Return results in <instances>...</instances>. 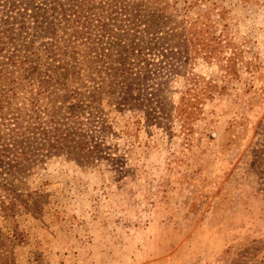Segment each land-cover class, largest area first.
Masks as SVG:
<instances>
[{
	"label": "rangeland",
	"instance_id": "1",
	"mask_svg": "<svg viewBox=\"0 0 264 264\" xmlns=\"http://www.w3.org/2000/svg\"><path fill=\"white\" fill-rule=\"evenodd\" d=\"M128 1V16L108 22L114 32L90 22L87 33L108 57L95 60L81 46L78 58L91 69L80 66L83 84H67L88 93L114 83L115 101L104 96L97 124L88 126L98 160L53 155L27 172L18 189L29 208L0 209L10 257L15 264H264V0H114L112 7ZM9 6L0 0V66L7 51L19 54L32 40L42 52L53 40L33 22L21 30L12 20L8 32ZM192 23L217 40L197 33L187 55L177 34ZM41 58L31 76L38 84L53 76L51 59ZM30 89L18 90L15 103L28 102ZM9 187L0 175V203Z\"/></svg>",
	"mask_w": 264,
	"mask_h": 264
},
{
	"label": "trees",
	"instance_id": "2",
	"mask_svg": "<svg viewBox=\"0 0 264 264\" xmlns=\"http://www.w3.org/2000/svg\"><path fill=\"white\" fill-rule=\"evenodd\" d=\"M113 1L105 0L102 3L100 0H44L40 4L37 0H8L9 11L2 18L4 25L9 24L8 32L15 31L14 23H18L21 30H27V26H31L28 22H33V28L42 30L43 37H52L53 40L45 45L42 52L40 48L34 47L32 40L22 46L19 54L12 50L7 51L4 56L7 63L0 66V89L5 86L2 90L5 92L0 93V175H7L11 180V187L6 191V201L2 200L0 203V209L4 213H12L19 206L29 208L28 201L23 199L18 187L24 185L27 172L50 156L66 154L74 160H98L94 157L100 154V146L98 143L91 144L93 141H90L88 126L97 124L94 120L97 113L95 115L94 111L98 110L96 104L104 96H108L112 102L115 101L114 83L111 82L107 86L109 90L106 89L105 92L104 87H95L93 84L88 93L69 89L67 84L72 79L83 84L80 66H85L88 62L78 58L81 46L95 54V60L102 61L104 57H108L104 54L105 49L95 46L92 34L87 33V28L90 22H97L101 24L104 34L114 32L113 25L108 22L112 21V17H116L114 22H118L117 19L121 20L123 14L128 16L131 1L122 4V7H112ZM157 21L152 17L147 23L153 32L160 27ZM195 27L192 23L188 28L182 29L183 33L177 34V42L185 46L187 55L188 44L200 40L197 36L200 32ZM59 30L62 34L57 37ZM201 33L204 41L217 40L208 31L204 32L207 35L203 31ZM187 35L190 36L187 38ZM0 40H4V37ZM10 40V43L15 42L12 37ZM142 49L151 51L153 48L144 46ZM41 53L51 59L52 64L48 63L47 67L53 76L39 78L42 81L38 84L31 76L42 64ZM145 55L148 56L146 53ZM153 60L154 57H147V62L151 65H154ZM89 65L90 63L86 66L91 69ZM37 84L38 92L35 94ZM25 85L31 87L30 97L28 102L23 101L19 105L15 100L20 97L18 90ZM9 92L12 94L7 96ZM117 103L126 106L124 102ZM8 248L9 239L4 238L0 231L1 264H15Z\"/></svg>",
	"mask_w": 264,
	"mask_h": 264
}]
</instances>
